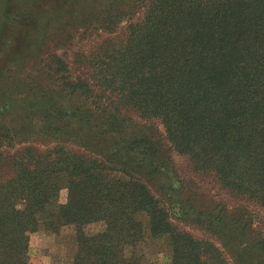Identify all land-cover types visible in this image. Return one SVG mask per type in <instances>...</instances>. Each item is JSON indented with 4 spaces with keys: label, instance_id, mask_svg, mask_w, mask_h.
<instances>
[{
    "label": "trees",
    "instance_id": "16d2710c",
    "mask_svg": "<svg viewBox=\"0 0 264 264\" xmlns=\"http://www.w3.org/2000/svg\"><path fill=\"white\" fill-rule=\"evenodd\" d=\"M72 12L75 24L94 22L108 31L142 16L128 24L124 40L86 55L84 77L73 78L67 63L51 55L67 103L37 102L40 115H25L17 133L0 130V141L52 143L39 153L32 145L18 152L13 178L0 183V264H27L29 233L66 224L78 230L79 249L69 264H147L125 247L136 246L148 229L168 235L171 264H227L219 254L205 259L208 246L176 230L148 186L147 167H164L172 149L189 154L195 166L213 168L264 209V0H105ZM121 103L158 118L164 132L153 121L135 129ZM71 144L94 148L95 155ZM63 187L68 198L60 204ZM227 213L219 209L213 221L221 237L252 236L244 213ZM99 220L105 229L84 235L82 227ZM248 242L249 250L226 246L234 264H252L245 256L251 250L264 264V239Z\"/></svg>",
    "mask_w": 264,
    "mask_h": 264
},
{
    "label": "rangeland",
    "instance_id": "374dc122",
    "mask_svg": "<svg viewBox=\"0 0 264 264\" xmlns=\"http://www.w3.org/2000/svg\"><path fill=\"white\" fill-rule=\"evenodd\" d=\"M103 2L105 0H0V130L6 127L15 132L25 125L20 121L25 115L38 117L40 111L37 102L54 100L67 103L69 96L61 93L55 84L51 55L57 54L67 63L73 78L84 77L89 69L85 64L86 55L109 41L124 40L128 24L142 16L140 12L133 18H125L114 31L104 30L94 22H73L74 9L88 11L95 5L102 6ZM109 98L115 99L112 95ZM109 101L115 105L120 104L118 100ZM69 104L72 102L69 101ZM120 106L121 111L137 123L135 129L153 121L164 132V126L158 118H145L132 105ZM34 138L27 140H36ZM43 142L46 143L2 139L0 183L13 178L14 160L18 152H23L32 145L36 153H39L52 145L50 141ZM98 144L111 149L108 143ZM69 147L88 157L95 155L92 152L94 148L86 150L81 145L74 144ZM170 157L164 167H147L152 172L146 177L148 186L155 198L167 209L176 230L187 231L208 246L205 259L216 261L219 254L227 264H234L230 249L226 246L236 244L239 247V243H242L240 246L249 250L251 242L248 241L254 238L264 239V209L255 199L225 185L213 168L195 166L189 154L172 149ZM67 198V188L63 187L59 191L58 202L64 204ZM221 208L228 212L225 216L230 215L229 213H244L250 219L252 236L248 232L244 235L237 234L234 241H230L228 233L221 237V233V236L217 233L218 229L213 227V221L217 219ZM210 210V214L214 216L207 217ZM140 218L146 222L148 215L142 212ZM105 227V221L99 220L85 224L82 230L84 235H93ZM148 230L146 237L136 246L125 247V254H137L147 264H171L172 244L168 235L152 234ZM77 231L75 224H66L58 231L40 227L30 232L27 264L72 263L79 249ZM245 256L249 263L260 262L254 250L250 251L249 256L247 253Z\"/></svg>",
    "mask_w": 264,
    "mask_h": 264
}]
</instances>
